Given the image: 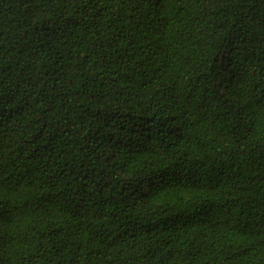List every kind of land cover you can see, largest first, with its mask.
Masks as SVG:
<instances>
[{"label":"trees","instance_id":"16d2710c","mask_svg":"<svg viewBox=\"0 0 264 264\" xmlns=\"http://www.w3.org/2000/svg\"><path fill=\"white\" fill-rule=\"evenodd\" d=\"M0 264H264V0H0Z\"/></svg>","mask_w":264,"mask_h":264}]
</instances>
